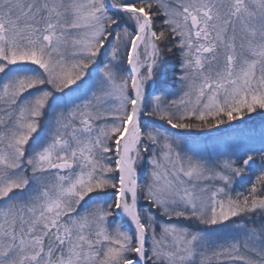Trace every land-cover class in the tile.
I'll return each mask as SVG.
<instances>
[{
	"label": "snow or ice",
	"instance_id": "1",
	"mask_svg": "<svg viewBox=\"0 0 264 264\" xmlns=\"http://www.w3.org/2000/svg\"><path fill=\"white\" fill-rule=\"evenodd\" d=\"M0 264H264V0H0Z\"/></svg>",
	"mask_w": 264,
	"mask_h": 264
},
{
	"label": "rangeland",
	"instance_id": "2",
	"mask_svg": "<svg viewBox=\"0 0 264 264\" xmlns=\"http://www.w3.org/2000/svg\"><path fill=\"white\" fill-rule=\"evenodd\" d=\"M246 124L239 126V131L236 133L235 139L245 143H254L258 147L262 131L260 120H255L254 125H256V128L253 129H248L247 127L244 128ZM231 139L232 137L226 136L223 132H212L211 134L201 133L198 135V137L194 136L192 138L190 147L205 153H215L223 151L225 145L230 142Z\"/></svg>",
	"mask_w": 264,
	"mask_h": 264
},
{
	"label": "trees",
	"instance_id": "3",
	"mask_svg": "<svg viewBox=\"0 0 264 264\" xmlns=\"http://www.w3.org/2000/svg\"><path fill=\"white\" fill-rule=\"evenodd\" d=\"M257 119L260 120L259 117H257ZM254 122H255V121H252V122H250V123H247L246 126H245L244 128H246V127H247L248 129L256 128V125H254ZM250 127H252V128H250Z\"/></svg>",
	"mask_w": 264,
	"mask_h": 264
}]
</instances>
